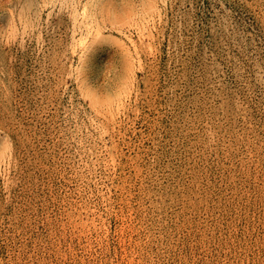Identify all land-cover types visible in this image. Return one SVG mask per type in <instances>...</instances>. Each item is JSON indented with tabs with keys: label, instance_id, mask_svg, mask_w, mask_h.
Listing matches in <instances>:
<instances>
[{
	"label": "rangeland",
	"instance_id": "1",
	"mask_svg": "<svg viewBox=\"0 0 264 264\" xmlns=\"http://www.w3.org/2000/svg\"><path fill=\"white\" fill-rule=\"evenodd\" d=\"M0 264H264V0H0Z\"/></svg>",
	"mask_w": 264,
	"mask_h": 264
},
{
	"label": "bare ground",
	"instance_id": "2",
	"mask_svg": "<svg viewBox=\"0 0 264 264\" xmlns=\"http://www.w3.org/2000/svg\"><path fill=\"white\" fill-rule=\"evenodd\" d=\"M78 5V4H77ZM38 23V22H37ZM74 26V25H73ZM70 29V28H69ZM41 36V35H40ZM78 47V46H77ZM80 47V46H79ZM75 48H76V46H75ZM104 51V50H103ZM222 137V136H221ZM209 147V146H208ZM247 150V149H246Z\"/></svg>",
	"mask_w": 264,
	"mask_h": 264
}]
</instances>
